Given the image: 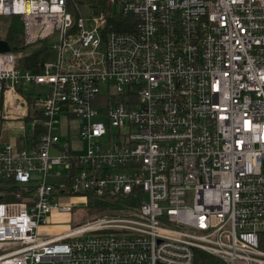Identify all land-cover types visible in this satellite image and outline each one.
Instances as JSON below:
<instances>
[{
    "label": "built area",
    "instance_id": "obj_1",
    "mask_svg": "<svg viewBox=\"0 0 264 264\" xmlns=\"http://www.w3.org/2000/svg\"><path fill=\"white\" fill-rule=\"evenodd\" d=\"M0 16L24 45L58 37L38 71L0 52L3 112L41 116L28 147L0 142V264H264V0H0ZM62 115L84 120L82 153ZM117 195L126 215L40 233Z\"/></svg>",
    "mask_w": 264,
    "mask_h": 264
},
{
    "label": "rangeland",
    "instance_id": "obj_2",
    "mask_svg": "<svg viewBox=\"0 0 264 264\" xmlns=\"http://www.w3.org/2000/svg\"><path fill=\"white\" fill-rule=\"evenodd\" d=\"M81 14L84 19H86L89 16V12L85 8H81ZM13 17L12 16H0V39L5 38V34L7 32V29L9 25L12 22ZM86 22V26H89V23ZM91 28V27H90ZM58 42V37L57 36H52L50 37L47 41H45L43 44L47 49L40 54V59L42 62H55L57 58V51L53 48V44ZM38 45V44H36ZM24 52L23 51H18L17 56H18V61L19 59L23 56ZM47 90V87L45 85H32L29 87H26L24 89V93L26 94H31L33 97H37L38 93H41V96L45 94ZM96 120V119H95ZM0 142L6 141L8 138L7 132L5 130H10L11 132H19V127L23 126L24 124L27 126L28 123L22 118L18 119H10V120H5L2 117H0ZM84 123V120L80 117H72V118H67L64 117L63 115L60 116L59 118V123H58V131H57V136L60 140L61 143L66 142L68 140L70 148L72 151L76 153H82L85 150L86 143L82 139L80 135V126L81 124ZM30 132V125L27 126V133ZM80 214L79 216L82 215V218L80 220H76L74 214L73 216L69 215H58L54 220H50L51 226H48L47 229H41L40 233L41 234H53L56 233L57 231L60 230H67L68 228L74 226L77 223H84L86 221L92 220L91 217H96V216H102L100 214H92L90 213L87 209L81 208L79 211ZM109 215H114V212H109ZM42 231V232H41ZM50 231L52 233H50ZM45 232V233H43ZM47 232V233H46Z\"/></svg>",
    "mask_w": 264,
    "mask_h": 264
},
{
    "label": "trees",
    "instance_id": "obj_3",
    "mask_svg": "<svg viewBox=\"0 0 264 264\" xmlns=\"http://www.w3.org/2000/svg\"><path fill=\"white\" fill-rule=\"evenodd\" d=\"M92 7L95 12H100L101 10L107 9V6L104 1L92 4ZM75 16L77 14L75 13ZM12 22L9 25L7 32L5 34V39L11 46V51H23V56L19 59L18 65L23 69H31L38 71L42 67V61L40 59V54L45 51L46 47L44 44H29L24 45L23 43V29H22V20L19 16H12ZM107 25L111 26L113 29H122L121 21L116 19V17H111L107 19ZM38 44V45H36ZM41 116L39 112L32 111L30 116L25 117L27 126L33 125V134L31 135L35 139L41 133L40 120ZM26 126V127H27ZM31 128V127H30ZM30 135V134H29ZM133 201L124 200L122 196L117 195L109 198H90L86 209L90 213L100 214V215H126L123 208L126 206L133 205ZM109 212H114V215H109ZM264 239V235L262 236ZM262 248H264V240L262 242Z\"/></svg>",
    "mask_w": 264,
    "mask_h": 264
},
{
    "label": "crops",
    "instance_id": "obj_4",
    "mask_svg": "<svg viewBox=\"0 0 264 264\" xmlns=\"http://www.w3.org/2000/svg\"><path fill=\"white\" fill-rule=\"evenodd\" d=\"M5 39V38H4ZM6 40V39H5ZM7 41V40H6ZM9 44V43H8ZM11 47V46H10ZM32 111H34V108H32V106L30 105V107H29V109H28V114H27V116L29 115L30 116V114H31V112ZM26 116V117H27ZM0 117H2L3 119H5V120H10V117H7L6 115H5V113L3 112V108H2V106H0ZM60 118V117H59ZM24 120H25V118H23ZM1 123V122H0ZM30 132L32 131V128H33V125L31 124L30 125ZM23 129H25V131H26V133H27V127H26V125L24 124L23 126H21V127H19V132H11L10 130H5L6 132H7V135H8V138L9 139H7L6 141H8V142H11V143H13L14 145H16V146H18V147H28L29 145H30V141H29V139H25V138H22L23 137V135H22V131H23ZM30 132H28V135L27 136H30L29 134H30ZM0 133H1V129H0ZM25 139V140H24ZM58 215H64V214H57V213H54L53 215H52V217H51V220H54V218H56V216H58ZM55 221V220H54ZM48 226H51V224L50 225H46V226H43V227H41V229L43 230V229H47L48 228ZM40 229V230H41ZM49 229V228H48ZM60 231H63V230H60ZM60 231H57V232H60ZM42 232V231H41ZM43 233H45V232H43ZM47 233V232H46ZM50 233H52L51 231H50Z\"/></svg>",
    "mask_w": 264,
    "mask_h": 264
},
{
    "label": "water",
    "instance_id": "obj_5",
    "mask_svg": "<svg viewBox=\"0 0 264 264\" xmlns=\"http://www.w3.org/2000/svg\"><path fill=\"white\" fill-rule=\"evenodd\" d=\"M11 47L5 39H0V52L10 51Z\"/></svg>",
    "mask_w": 264,
    "mask_h": 264
}]
</instances>
